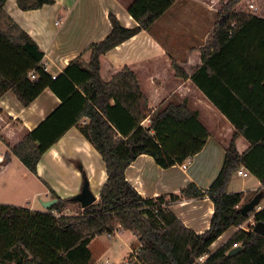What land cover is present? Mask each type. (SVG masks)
Segmentation results:
<instances>
[{"label": "trees", "instance_id": "16d2710c", "mask_svg": "<svg viewBox=\"0 0 264 264\" xmlns=\"http://www.w3.org/2000/svg\"><path fill=\"white\" fill-rule=\"evenodd\" d=\"M6 1L0 0V97L13 90L20 102L29 106L50 88L62 102L17 143H10L1 130L0 137L8 143L11 153L36 174L42 155L85 118L87 122L80 125L81 131L100 153L107 179L98 202L83 208L79 214H64L66 204L74 201L55 193L52 197L57 202L44 211L0 203V264H92L89 245L93 238L112 235L119 226L136 234L140 244L136 260L140 264H264V236L253 232L252 225L248 230L239 228L225 244L210 252L211 245L225 231L241 226L252 214L255 222L264 221V208L248 214L242 212L243 191L227 192L232 174L244 166L262 184L254 194L262 191L264 198V126L259 129L235 126L231 135L222 140L223 165L210 186L203 190L190 183L182 190L187 197L208 195L214 203L210 227L202 233L186 226L164 206V196L145 198L126 178L127 167L139 155L149 154L161 167L168 168L200 152L210 136L199 111L192 109L187 101L169 103L164 108L160 103L161 109L153 115L149 98L129 66L117 69L109 79L103 76L106 54L139 32L151 29L175 0H132L127 11L137 21L135 27L122 25L110 14L113 25L110 34L91 43L55 78L42 63L45 53L5 11ZM254 1L250 0L248 5ZM258 1L263 12L264 1ZM54 2L17 0L23 10ZM241 3L242 0L223 3L219 19L204 44L191 48L185 62L171 58L175 76L190 80L218 109L220 103L214 93L219 80L218 61L227 55L239 56L236 61H244L241 52L232 50L236 31L240 27L248 29L254 20L263 21L258 16L238 13V9L247 10ZM248 18H252L251 24L243 25L241 21ZM257 27L260 32L261 28ZM261 40L264 42V36ZM232 61L228 64L233 66ZM263 81L264 77L255 76L247 80V86L255 91L254 86L262 84L264 89ZM148 117L150 123L144 126L142 122ZM229 120L234 124L233 119ZM239 138L246 142L243 150L239 149ZM11 153L4 154L3 165L11 161ZM235 244L241 245L242 250L229 256ZM206 254L208 257L198 262Z\"/></svg>", "mask_w": 264, "mask_h": 264}, {"label": "crops", "instance_id": "0c3cea01", "mask_svg": "<svg viewBox=\"0 0 264 264\" xmlns=\"http://www.w3.org/2000/svg\"><path fill=\"white\" fill-rule=\"evenodd\" d=\"M131 1L55 0L53 4L23 10L18 6L17 0H7L4 9L45 53L42 63L46 71L55 78L63 73L72 60L83 53L91 43L99 42L110 34L113 28L110 14H114L126 27L138 25L127 11ZM174 4L153 24V26L158 25L163 36L152 35L149 30H143L116 46L106 54L103 60V76L109 79L117 69L123 66L132 68L139 78L143 92L149 98L153 115L169 103L178 104L182 101H187L192 109L199 111L200 118L208 128L210 136L200 152L188 157L190 164L186 169H183L180 164L163 168L151 155L141 154L127 167L125 174L140 195L145 198L164 196V206L171 209L186 226L197 233H202L210 227L214 203L208 195L187 197L182 194V190L190 183H195L203 190L210 186L223 165L225 146L222 140L231 135L235 126H251L257 129L264 126L262 84H256L255 91L247 86L248 79H255V76L264 77V42L261 40L264 36V9L260 14H253L248 8L246 11L237 10L238 13L258 16L263 21L254 20L248 29L242 30L243 28L240 27L236 31L232 50L238 54L241 52V58L244 61L240 62V59L236 61L239 56L230 58L229 55L218 61L219 80L214 91L220 103L218 109L190 80H182L174 74L171 56L177 62H185L190 49L193 48L189 43L179 41L177 31L171 30V27L175 26L170 23ZM250 21L252 18L241 22L244 25L251 24ZM257 26L261 28L260 32L257 31ZM163 37H168L167 44ZM247 37L248 41H245ZM85 59L87 60L86 56ZM230 61L234 63L233 66L228 64ZM188 64L189 61L185 66ZM262 83L264 85V81ZM236 85L241 86L239 90L234 88ZM61 102V98L52 89L47 88L29 106H24L15 92L9 90L0 97V130L10 143L15 144L27 131L38 127ZM160 103H162L161 108ZM230 118L233 119L234 124L229 120ZM86 122L84 118L79 124L72 126L42 155L36 174L11 153L8 143L0 137V144L4 146L0 150L1 162L7 151L11 153V161L6 165L2 164L3 167L0 169V177L6 178L2 180L0 178L1 188L16 187L13 179L17 177L18 184L25 188L24 194L12 200L11 205L44 211V208L33 207L31 196L27 194L35 189L36 195L42 193L47 197L42 202L53 199L52 193L62 199L72 198L81 193L87 179H81L82 172L88 176L91 183L99 173L100 186L96 195L98 200L100 199V190L107 179L106 167L100 153L81 131L80 125ZM149 123L150 117L142 122L144 126H148ZM238 145L240 150L245 149V140L239 138ZM19 171L21 174H18ZM250 175L253 174L250 173ZM261 187V182L255 177L252 188L242 186L234 190L229 188L228 184L227 192L243 191L244 201H246ZM172 195L180 197L174 199L171 198ZM0 203L8 204L3 202L1 197ZM69 208L83 209L79 202H70L66 204L63 213L73 215L68 213ZM262 208L264 204L260 203L257 210ZM239 228L248 230L246 222L239 227L232 226L213 244L222 246ZM104 236L110 240L105 246L99 242ZM113 239L116 242L115 245H113L115 243ZM118 241L128 247L125 261L120 264H126V262L140 264L136 260V254L140 248L136 234L121 226L110 236L103 234L93 238L89 245L92 252V264H111L110 257H103V255L115 249ZM97 242L100 244L98 248ZM132 254L135 256L131 258ZM203 256L205 260L208 254Z\"/></svg>", "mask_w": 264, "mask_h": 264}, {"label": "rangeland", "instance_id": "374dc122", "mask_svg": "<svg viewBox=\"0 0 264 264\" xmlns=\"http://www.w3.org/2000/svg\"><path fill=\"white\" fill-rule=\"evenodd\" d=\"M227 0H177L175 2L173 8H172V18L170 20V23L174 24L175 26H172L171 30L177 33L178 40L184 43H189L193 47H199L204 44L209 32L212 30L214 23L219 19L218 13L221 10V7L223 3ZM250 0H242V5L246 9L248 8V3ZM254 3L258 7L257 14L261 13V10L259 8V1L255 0ZM249 9V8H248ZM150 33L152 35L157 36H163V32L159 31L158 25L152 26L151 29H149ZM162 32V33H161ZM165 39L166 44L168 42V37H163ZM171 56V55H170ZM172 58V56H171ZM4 146L0 144V150H2ZM22 165V164H21ZM24 167V166H21ZM24 169H26L24 167ZM102 170H100L101 172ZM18 174H21L19 171ZM99 173H97V178L90 182L87 175H84L82 172L81 179L87 178L90 182V187L93 193L96 195V192L99 188V179L98 176ZM1 178V177H0ZM6 179V178H1ZM0 180V182H1ZM18 177L13 179L15 181L16 187H9L8 189H2L0 184V197L3 202L12 204V200H16V198L21 197L24 192L25 188L21 187L18 184ZM255 181L254 175H249L248 177H239L236 172H234L230 178L229 181V188H232L236 190L237 188H241L242 186L246 188H252L253 182ZM98 184V185H97ZM22 190V192H20ZM27 191V190H26ZM36 189L32 191L31 193H27L31 196L32 206L35 208H44L42 200L46 199L47 197L45 194L36 195ZM255 194L253 193L248 197V200H250ZM245 201V202H246ZM264 204V198L261 201V205ZM45 209V208H44ZM47 210V209H45ZM83 209H71L69 208L67 211L70 214H79L82 212ZM257 211V210H255ZM254 214L246 221L247 227L252 225L254 221ZM255 222V221H254ZM113 243L115 240H112ZM100 243H102L103 246L106 244H109L110 240H108L107 236H104L100 238ZM99 242H97V248L100 246ZM115 249L109 250V252L105 253L103 255L106 257H110L111 264H120L121 262L125 261V258L127 256L128 247L123 244V242L120 244V241L117 242ZM116 242L113 244L115 245ZM221 246V245H220ZM220 246H215L214 244L210 247V252L216 251ZM117 249V250H116ZM99 263V262H98Z\"/></svg>", "mask_w": 264, "mask_h": 264}, {"label": "water", "instance_id": "95a60500", "mask_svg": "<svg viewBox=\"0 0 264 264\" xmlns=\"http://www.w3.org/2000/svg\"><path fill=\"white\" fill-rule=\"evenodd\" d=\"M3 167L2 162L0 160V169ZM263 198V192L259 191L257 192L250 200L246 201L243 206H242V212L244 214H248L249 212H251L252 210H257V208H259L260 203L262 201ZM72 201L74 202H79L83 208L97 203L98 202V196L95 195L90 187H89V182L86 179L83 189L81 191V193L77 194L76 196L72 197ZM57 202V198H53L47 201H43V206L45 209H49L51 208L55 203ZM261 209H258L257 211H259ZM253 232L264 236V221H257L254 224L253 227ZM242 250V246L238 245L235 246L233 248H231L228 252L229 256H233L236 255L237 253H239Z\"/></svg>", "mask_w": 264, "mask_h": 264}, {"label": "built area", "instance_id": "2783aa9c", "mask_svg": "<svg viewBox=\"0 0 264 264\" xmlns=\"http://www.w3.org/2000/svg\"><path fill=\"white\" fill-rule=\"evenodd\" d=\"M248 8L250 9V11L253 13V14H257V11H258V7L254 4V3H250L248 5ZM31 77L32 78H35V74L34 73H31ZM190 164V158L186 159L185 161H183L182 163H180V166L183 168V169H186L188 167V165ZM237 174L241 177H248L250 175V171L245 168L244 166H241L237 171ZM254 224L255 222L253 221L252 223V226L254 227ZM110 236V235H109ZM235 246H238V244H235ZM204 256H201L199 259H198V262H203L204 260ZM129 262H126V264H128Z\"/></svg>", "mask_w": 264, "mask_h": 264}]
</instances>
